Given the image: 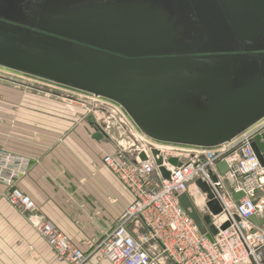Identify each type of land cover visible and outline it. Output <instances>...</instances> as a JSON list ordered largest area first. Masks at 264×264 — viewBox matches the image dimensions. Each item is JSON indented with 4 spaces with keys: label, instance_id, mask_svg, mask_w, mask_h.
Wrapping results in <instances>:
<instances>
[{
    "label": "water",
    "instance_id": "1",
    "mask_svg": "<svg viewBox=\"0 0 264 264\" xmlns=\"http://www.w3.org/2000/svg\"><path fill=\"white\" fill-rule=\"evenodd\" d=\"M87 1L43 0L31 23L0 14V67L110 100L145 137L163 144L214 148L264 118V47L256 45L264 33V0ZM189 1L201 13L190 29L180 30L171 19L177 11L186 18ZM218 3L234 30L222 26ZM9 6L14 4L0 0L1 9ZM87 122L93 139L107 138L104 125L97 127L92 116ZM251 148L264 165V132ZM150 155L162 179L170 177L164 163L182 165L174 157L164 160L156 149ZM137 157L148 160L144 152ZM216 169L222 177L227 165L220 162ZM209 178L217 182L211 172ZM195 185L206 195L208 214L202 215L187 194L177 200L211 240L229 223L219 229L212 224L222 208L207 183Z\"/></svg>",
    "mask_w": 264,
    "mask_h": 264
},
{
    "label": "built area",
    "instance_id": "2",
    "mask_svg": "<svg viewBox=\"0 0 264 264\" xmlns=\"http://www.w3.org/2000/svg\"><path fill=\"white\" fill-rule=\"evenodd\" d=\"M107 128L106 124L101 129ZM262 132L264 118L214 148L163 144L142 134L145 141L139 144L132 161L120 151L105 153L102 163L128 190L132 200L116 226L104 234L89 255L39 216L34 202L17 188L28 173V158L0 150V184L6 187L7 202L28 219L62 264H85L92 255L111 264H264V165L251 148L254 137ZM151 149L158 150L164 160L174 157L182 162L177 168L164 163L170 171L169 179L161 178ZM141 152L146 153L147 161L138 159ZM220 162L227 165L222 177L216 169ZM209 172L217 177L216 183L211 182ZM197 180L211 187L222 208L218 216L211 217L212 224L219 229L229 223L211 240L198 232L177 200L187 194L198 211L208 214L206 195L196 187ZM239 193L243 196L235 201L233 195ZM250 218L257 222H250Z\"/></svg>",
    "mask_w": 264,
    "mask_h": 264
},
{
    "label": "crops",
    "instance_id": "3",
    "mask_svg": "<svg viewBox=\"0 0 264 264\" xmlns=\"http://www.w3.org/2000/svg\"><path fill=\"white\" fill-rule=\"evenodd\" d=\"M6 88L0 92V149L30 160L17 188L34 202L39 216L91 254L132 200L102 163V156L114 149L107 148L106 138H92L85 109L47 93ZM6 191L0 184V264H62L28 219L7 202ZM85 264L111 263L92 255Z\"/></svg>",
    "mask_w": 264,
    "mask_h": 264
},
{
    "label": "rangeland",
    "instance_id": "4",
    "mask_svg": "<svg viewBox=\"0 0 264 264\" xmlns=\"http://www.w3.org/2000/svg\"><path fill=\"white\" fill-rule=\"evenodd\" d=\"M6 87H19L47 93L50 96L61 99L68 105L85 109L84 115L92 116L95 119V125L97 127L101 128L102 124L108 125V131L105 133L107 138L103 140L107 148L109 147L115 151L122 152L128 161L134 159L139 144L145 141L142 138V133L138 130L130 117H128L125 111L116 103L103 99L96 100L92 96L86 94V92L0 67V92L8 89ZM66 99H70L74 103L70 104ZM111 112H113V114H111ZM4 152L7 153L9 151L4 150ZM199 212L203 214L201 211Z\"/></svg>",
    "mask_w": 264,
    "mask_h": 264
},
{
    "label": "flooded vegetation",
    "instance_id": "5",
    "mask_svg": "<svg viewBox=\"0 0 264 264\" xmlns=\"http://www.w3.org/2000/svg\"><path fill=\"white\" fill-rule=\"evenodd\" d=\"M11 4H14V7L9 6L6 7V9L0 8V14L5 15H12V16H18V18L24 20L25 22H36V15L39 8V5L42 3L43 0H5ZM116 0H89L85 2V5L88 4H114ZM219 2V1H218ZM216 10L220 11L225 21L222 23V26L227 30H234L233 24L231 20L227 17V14L225 12V8L221 4H217ZM203 11V10H202ZM201 13L200 7H198L197 4H192V1H189L188 7L186 8V18H183L179 11L175 12V15L172 17V22H178L179 29L180 30H187L190 29L193 25V22H197V13ZM177 16L180 18V20L177 19ZM196 27H199V24L195 25ZM191 35H194L191 32ZM238 44H230L231 47H235ZM257 46L264 47V33L263 37L259 40V42L256 44ZM244 47V45H242Z\"/></svg>",
    "mask_w": 264,
    "mask_h": 264
}]
</instances>
